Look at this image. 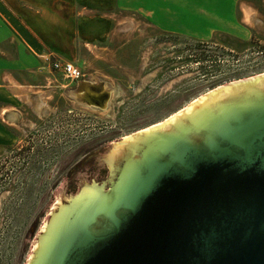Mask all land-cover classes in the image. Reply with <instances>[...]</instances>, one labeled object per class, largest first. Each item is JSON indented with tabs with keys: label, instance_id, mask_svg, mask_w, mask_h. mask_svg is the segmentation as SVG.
Masks as SVG:
<instances>
[{
	"label": "water",
	"instance_id": "obj_1",
	"mask_svg": "<svg viewBox=\"0 0 264 264\" xmlns=\"http://www.w3.org/2000/svg\"><path fill=\"white\" fill-rule=\"evenodd\" d=\"M177 113L88 153L24 264H264V74Z\"/></svg>",
	"mask_w": 264,
	"mask_h": 264
},
{
	"label": "crops",
	"instance_id": "obj_2",
	"mask_svg": "<svg viewBox=\"0 0 264 264\" xmlns=\"http://www.w3.org/2000/svg\"><path fill=\"white\" fill-rule=\"evenodd\" d=\"M263 1L0 0V154L38 123L40 110L95 108L89 103L105 93L104 81L126 95L124 82L135 84L151 67L148 55L169 38H244L252 14L264 27ZM47 54L84 78L54 72Z\"/></svg>",
	"mask_w": 264,
	"mask_h": 264
},
{
	"label": "rangeland",
	"instance_id": "obj_3",
	"mask_svg": "<svg viewBox=\"0 0 264 264\" xmlns=\"http://www.w3.org/2000/svg\"><path fill=\"white\" fill-rule=\"evenodd\" d=\"M256 16L244 38H169L148 55L151 67L135 84L124 82L126 95L102 83L104 108L40 110L38 123L0 154V264L25 263L65 177L94 148L164 122L215 86L264 74V27Z\"/></svg>",
	"mask_w": 264,
	"mask_h": 264
},
{
	"label": "built area",
	"instance_id": "obj_4",
	"mask_svg": "<svg viewBox=\"0 0 264 264\" xmlns=\"http://www.w3.org/2000/svg\"><path fill=\"white\" fill-rule=\"evenodd\" d=\"M44 59L54 72L59 73L70 81L84 78L82 71L69 61H65L53 54L45 55Z\"/></svg>",
	"mask_w": 264,
	"mask_h": 264
},
{
	"label": "bare ground",
	"instance_id": "obj_5",
	"mask_svg": "<svg viewBox=\"0 0 264 264\" xmlns=\"http://www.w3.org/2000/svg\"><path fill=\"white\" fill-rule=\"evenodd\" d=\"M212 92H213V91H212ZM203 96H204V95H202V96H200L199 98H197V99L191 101L187 106L184 107V109L190 107L194 102H197V100H198V99H201ZM178 112H179V111H178ZM175 114H176V113H174L173 115H171V117H173ZM177 114H178V113H177ZM171 117H170V118H171ZM126 137H128V136H126ZM52 205H53V204H52Z\"/></svg>",
	"mask_w": 264,
	"mask_h": 264
}]
</instances>
